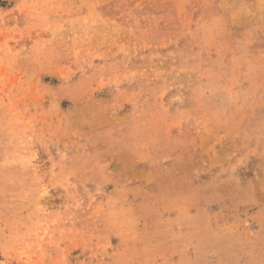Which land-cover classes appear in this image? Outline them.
Returning a JSON list of instances; mask_svg holds the SVG:
<instances>
[{"label": "rangeland", "instance_id": "obj_1", "mask_svg": "<svg viewBox=\"0 0 264 264\" xmlns=\"http://www.w3.org/2000/svg\"><path fill=\"white\" fill-rule=\"evenodd\" d=\"M0 264H264V0H0Z\"/></svg>", "mask_w": 264, "mask_h": 264}]
</instances>
